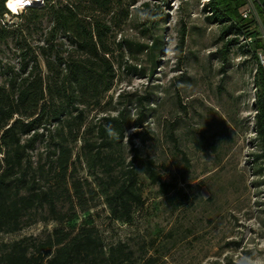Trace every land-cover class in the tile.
Segmentation results:
<instances>
[{
	"label": "trees",
	"instance_id": "16d2710c",
	"mask_svg": "<svg viewBox=\"0 0 264 264\" xmlns=\"http://www.w3.org/2000/svg\"><path fill=\"white\" fill-rule=\"evenodd\" d=\"M246 0H205V20L220 26L219 37L231 35L219 52L222 59L238 45L254 60V133L264 158V67L256 51L264 49V36L252 17H242ZM264 27V4L256 5ZM0 0V45L12 41L15 64L0 55V232H15L35 221L58 225L42 237L24 236L0 242V264H154L140 260L124 242L106 246L97 227L87 218L78 227H65L78 212L88 211L102 196L109 216L128 222L144 203L140 172L161 193L176 188L162 179L155 161L143 155L127 135L143 128L150 94L129 97L114 113L86 124L113 86L118 57L125 51L146 50L152 74L161 39L149 45L129 38L116 40L114 30L128 17L127 0H43L11 15ZM42 38L31 43L32 35ZM252 35L253 42L240 37ZM185 32L180 33L179 46ZM1 52V49H0ZM144 74L143 68L125 64ZM129 104L135 107L131 112ZM80 145L76 147V143ZM38 143L43 149L36 153ZM129 144L130 156L124 152ZM84 165L89 177L79 175ZM264 172V165L257 169Z\"/></svg>",
	"mask_w": 264,
	"mask_h": 264
},
{
	"label": "rangeland",
	"instance_id": "374dc122",
	"mask_svg": "<svg viewBox=\"0 0 264 264\" xmlns=\"http://www.w3.org/2000/svg\"><path fill=\"white\" fill-rule=\"evenodd\" d=\"M204 1L127 0L129 15L114 30L116 40L149 45L160 38L157 63L146 76V50L125 51L118 57L123 64L116 68L113 86L85 124L114 113L129 97L150 94L143 128L129 129L127 135L176 188L161 193L139 169L144 203L130 221L112 219L98 196L88 211L63 224L78 227L89 218L106 246L122 241L134 256L152 257L154 264H239L242 256L264 258V172H256L264 158L254 159L260 151L253 130L254 60L238 45L222 59L219 49L231 35L221 39L220 26L205 20ZM254 10L251 17L264 36ZM5 18L20 21L11 12ZM41 38L38 31L30 42ZM0 49L3 62L16 63L12 41ZM125 64L144 67V74ZM3 78L0 74V82ZM128 107L134 115V105ZM42 149L38 143L34 153ZM130 153L127 144L126 158ZM79 175L89 177L83 164ZM57 225L38 220L15 232H0V242L42 237Z\"/></svg>",
	"mask_w": 264,
	"mask_h": 264
},
{
	"label": "built area",
	"instance_id": "2783aa9c",
	"mask_svg": "<svg viewBox=\"0 0 264 264\" xmlns=\"http://www.w3.org/2000/svg\"><path fill=\"white\" fill-rule=\"evenodd\" d=\"M264 4V0H246V4L241 11L242 17H251L254 14V8L256 5ZM254 37L252 35L240 37V42L249 44L253 42ZM256 61L259 65L264 67V49H258L256 51Z\"/></svg>",
	"mask_w": 264,
	"mask_h": 264
},
{
	"label": "clouds",
	"instance_id": "9594fccd",
	"mask_svg": "<svg viewBox=\"0 0 264 264\" xmlns=\"http://www.w3.org/2000/svg\"><path fill=\"white\" fill-rule=\"evenodd\" d=\"M34 2V0H6V7H8L12 12L22 11L24 8L28 7ZM37 3H43V0H35ZM15 7V11L13 7ZM239 264H264V258L252 257V256H242L239 260Z\"/></svg>",
	"mask_w": 264,
	"mask_h": 264
},
{
	"label": "snow or ice",
	"instance_id": "6c2138e0",
	"mask_svg": "<svg viewBox=\"0 0 264 264\" xmlns=\"http://www.w3.org/2000/svg\"><path fill=\"white\" fill-rule=\"evenodd\" d=\"M9 6H10V7H13V5H11V4H10ZM13 10H14V11L16 10L15 7H13Z\"/></svg>",
	"mask_w": 264,
	"mask_h": 264
},
{
	"label": "bare ground",
	"instance_id": "6f19581e",
	"mask_svg": "<svg viewBox=\"0 0 264 264\" xmlns=\"http://www.w3.org/2000/svg\"><path fill=\"white\" fill-rule=\"evenodd\" d=\"M34 2H35V0H34ZM34 2H33V3H34ZM33 3H32V4H33ZM7 8H8V7H7ZM8 9H9V8H8ZM9 11L12 12L10 9H9Z\"/></svg>",
	"mask_w": 264,
	"mask_h": 264
}]
</instances>
